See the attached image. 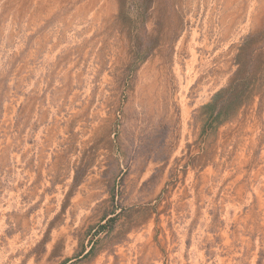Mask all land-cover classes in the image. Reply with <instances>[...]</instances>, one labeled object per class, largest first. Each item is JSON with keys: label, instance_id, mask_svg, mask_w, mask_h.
I'll use <instances>...</instances> for the list:
<instances>
[{"label": "rangeland", "instance_id": "rangeland-1", "mask_svg": "<svg viewBox=\"0 0 264 264\" xmlns=\"http://www.w3.org/2000/svg\"><path fill=\"white\" fill-rule=\"evenodd\" d=\"M0 264H264V0H0Z\"/></svg>", "mask_w": 264, "mask_h": 264}]
</instances>
